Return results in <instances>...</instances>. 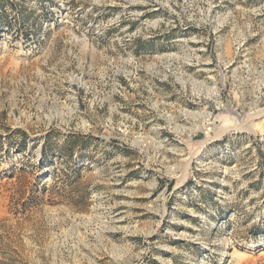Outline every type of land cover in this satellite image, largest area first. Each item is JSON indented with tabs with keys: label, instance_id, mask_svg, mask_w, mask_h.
I'll return each mask as SVG.
<instances>
[{
	"label": "rangeland",
	"instance_id": "rangeland-1",
	"mask_svg": "<svg viewBox=\"0 0 264 264\" xmlns=\"http://www.w3.org/2000/svg\"><path fill=\"white\" fill-rule=\"evenodd\" d=\"M0 264H264V0H0Z\"/></svg>",
	"mask_w": 264,
	"mask_h": 264
},
{
	"label": "trees",
	"instance_id": "trees-1",
	"mask_svg": "<svg viewBox=\"0 0 264 264\" xmlns=\"http://www.w3.org/2000/svg\"><path fill=\"white\" fill-rule=\"evenodd\" d=\"M15 134L20 135V137L26 136L22 131H16L14 132V135ZM54 137V132H51L46 136V141L43 146L44 159L47 151L51 150L52 148H55V143H52ZM86 146V138H82L78 135H68L66 137V142L63 146V149L67 152L66 156H68L69 160H73L76 151L86 149Z\"/></svg>",
	"mask_w": 264,
	"mask_h": 264
},
{
	"label": "bare ground",
	"instance_id": "bare-ground-1",
	"mask_svg": "<svg viewBox=\"0 0 264 264\" xmlns=\"http://www.w3.org/2000/svg\"><path fill=\"white\" fill-rule=\"evenodd\" d=\"M258 115H260V114H257V113H256V114H255V113H254V114H252V117H251V118H252V120H253V119H254V120H256L257 118H259V117H257V118H256V116H258ZM240 125H241V124H240ZM237 127H240V126H239V125H237ZM240 128H242V127H240Z\"/></svg>",
	"mask_w": 264,
	"mask_h": 264
}]
</instances>
